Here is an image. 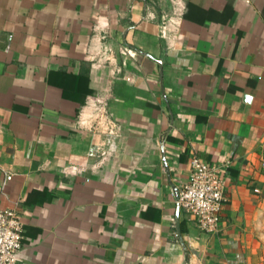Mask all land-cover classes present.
<instances>
[{"label":"crops","instance_id":"obj_1","mask_svg":"<svg viewBox=\"0 0 264 264\" xmlns=\"http://www.w3.org/2000/svg\"><path fill=\"white\" fill-rule=\"evenodd\" d=\"M0 206L20 264H264V0H0Z\"/></svg>","mask_w":264,"mask_h":264},{"label":"built area","instance_id":"obj_2","mask_svg":"<svg viewBox=\"0 0 264 264\" xmlns=\"http://www.w3.org/2000/svg\"><path fill=\"white\" fill-rule=\"evenodd\" d=\"M101 48L100 56L106 58L111 54L108 45L104 44ZM225 190V169L192 156L188 178L178 186L175 204L193 218L200 231L216 234L226 200ZM23 240L19 211L11 206H0V264H20Z\"/></svg>","mask_w":264,"mask_h":264}]
</instances>
